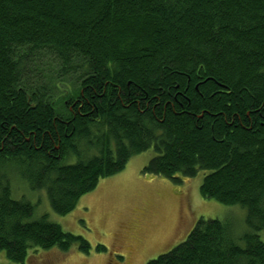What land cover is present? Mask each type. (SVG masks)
I'll return each instance as SVG.
<instances>
[{"label": "trees", "instance_id": "trees-1", "mask_svg": "<svg viewBox=\"0 0 264 264\" xmlns=\"http://www.w3.org/2000/svg\"><path fill=\"white\" fill-rule=\"evenodd\" d=\"M149 149L143 173L207 172L201 197L247 230L201 218L146 264H264V0H0V252L90 247L10 173L61 216Z\"/></svg>", "mask_w": 264, "mask_h": 264}, {"label": "rangeland", "instance_id": "rangeland-1", "mask_svg": "<svg viewBox=\"0 0 264 264\" xmlns=\"http://www.w3.org/2000/svg\"><path fill=\"white\" fill-rule=\"evenodd\" d=\"M154 155L149 149L133 156L121 172L100 180L71 212L61 216L51 210L44 190L32 191L10 173L13 197L34 205V219L46 216L90 246L87 252L78 245L65 253L55 248L30 250L25 264H146L184 241L201 218L231 220L238 234L246 232L243 208L201 197L199 186L207 172L174 184L143 173ZM258 236L264 241V229ZM0 264L18 263L0 252Z\"/></svg>", "mask_w": 264, "mask_h": 264}]
</instances>
